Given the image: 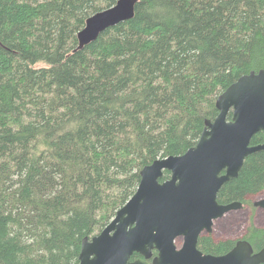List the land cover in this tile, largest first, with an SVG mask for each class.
<instances>
[{"label":"trees","instance_id":"trees-1","mask_svg":"<svg viewBox=\"0 0 264 264\" xmlns=\"http://www.w3.org/2000/svg\"><path fill=\"white\" fill-rule=\"evenodd\" d=\"M118 1L0 0V264L77 263L141 171L195 147L219 96L264 69V0H140L75 52L87 20ZM263 193L264 151L218 203ZM253 222L245 239L261 251ZM234 245L204 238V254Z\"/></svg>","mask_w":264,"mask_h":264},{"label":"water","instance_id":"water-1","mask_svg":"<svg viewBox=\"0 0 264 264\" xmlns=\"http://www.w3.org/2000/svg\"><path fill=\"white\" fill-rule=\"evenodd\" d=\"M139 3L119 0L90 17L78 34L75 52L133 20ZM216 107L217 118L206 121L195 147L141 171L136 193L99 235L84 239L75 264H264V249L254 253L246 240L222 256L197 249L203 231L211 233L214 221L244 206L220 205L218 195L239 177L248 157L264 151V144L252 146L253 138L264 132V69L242 76L219 96ZM165 172L170 178L162 181ZM254 207L264 210V199ZM181 237L185 243L178 249L176 239ZM154 251L158 256L150 263ZM135 255L139 258L133 260Z\"/></svg>","mask_w":264,"mask_h":264},{"label":"rangeland","instance_id":"rangeland-1","mask_svg":"<svg viewBox=\"0 0 264 264\" xmlns=\"http://www.w3.org/2000/svg\"><path fill=\"white\" fill-rule=\"evenodd\" d=\"M262 199H264V193L248 198V202L240 211L230 213L221 222H217L214 231L215 238L233 240L243 237L249 230L252 220L257 228L264 229V210L254 207V204Z\"/></svg>","mask_w":264,"mask_h":264},{"label":"flooded vegetation","instance_id":"flooded-vegetation-1","mask_svg":"<svg viewBox=\"0 0 264 264\" xmlns=\"http://www.w3.org/2000/svg\"><path fill=\"white\" fill-rule=\"evenodd\" d=\"M228 205H229V204H228ZM244 205H245V204H244ZM242 208H243V207H242ZM242 208H240L239 210H236V211H232V212H230V213L238 212V211H240ZM230 213H228L227 215H229ZM227 215H225V216H224L223 218H221V219H218V220L214 221V224H213L212 232H211V233H208V232H206V231H203V232L200 234V236H199V238H198L197 249H198L201 253L204 254V238H210V237H211V238L213 239V241L216 242L217 244L222 243V242H234L235 245H236V243L239 242L240 240H246L245 238H246V236L248 235V231L246 232V234H245L243 237H239L238 239H233V240H232V239L219 240V239H216V238H215V236H214V231H215V225H216V223H217V222H221V221H222ZM246 241H247V240H246ZM184 243H185V240H184L183 237L176 239V245H177L178 249H182L183 246H184ZM235 245L229 250V252L235 247ZM252 248H253V246H252ZM253 250H254V253H258V252H260V250L258 251V250H256L255 248H253ZM157 256H158V252H157V251H154V252H153V257H152L151 260H149V262H150V263H153V260H154ZM138 258H139V256H138Z\"/></svg>","mask_w":264,"mask_h":264}]
</instances>
